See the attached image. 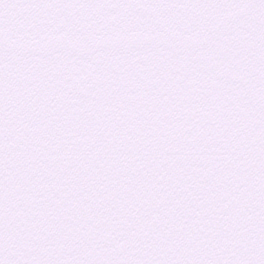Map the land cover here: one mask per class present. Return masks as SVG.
I'll return each mask as SVG.
<instances>
[{"label": "snow or ice", "instance_id": "obj_1", "mask_svg": "<svg viewBox=\"0 0 264 264\" xmlns=\"http://www.w3.org/2000/svg\"><path fill=\"white\" fill-rule=\"evenodd\" d=\"M0 264H264V0H0Z\"/></svg>", "mask_w": 264, "mask_h": 264}]
</instances>
